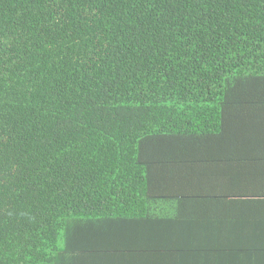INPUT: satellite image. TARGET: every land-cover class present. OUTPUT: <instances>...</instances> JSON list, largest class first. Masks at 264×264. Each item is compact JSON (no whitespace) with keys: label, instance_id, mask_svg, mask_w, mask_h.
I'll return each instance as SVG.
<instances>
[{"label":"trees","instance_id":"obj_1","mask_svg":"<svg viewBox=\"0 0 264 264\" xmlns=\"http://www.w3.org/2000/svg\"><path fill=\"white\" fill-rule=\"evenodd\" d=\"M199 236L264 253V0H0V264Z\"/></svg>","mask_w":264,"mask_h":264},{"label":"crops","instance_id":"obj_2","mask_svg":"<svg viewBox=\"0 0 264 264\" xmlns=\"http://www.w3.org/2000/svg\"><path fill=\"white\" fill-rule=\"evenodd\" d=\"M198 238L203 239L195 245L197 248L192 250V255L186 256L182 253L177 255L178 264H187V262L190 264H264V253H245L239 248L218 249L214 247L210 237L199 236Z\"/></svg>","mask_w":264,"mask_h":264}]
</instances>
